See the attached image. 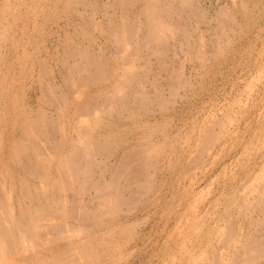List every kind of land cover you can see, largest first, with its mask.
<instances>
[{"label": "bare ground", "instance_id": "6f19581e", "mask_svg": "<svg viewBox=\"0 0 264 264\" xmlns=\"http://www.w3.org/2000/svg\"><path fill=\"white\" fill-rule=\"evenodd\" d=\"M199 1L0 0V264H131L146 238L121 217L152 207L158 174L177 168L185 213L154 246L157 264H264V113L241 140L244 186L214 203L216 188L207 198L194 189L239 138L236 101L192 135L168 130L165 112L203 93L207 66L241 39L224 3L212 13ZM49 24L54 53L43 45Z\"/></svg>", "mask_w": 264, "mask_h": 264}, {"label": "rangeland", "instance_id": "374dc122", "mask_svg": "<svg viewBox=\"0 0 264 264\" xmlns=\"http://www.w3.org/2000/svg\"><path fill=\"white\" fill-rule=\"evenodd\" d=\"M203 2H204V4H203ZM199 3H200V7L203 10H209L210 9L212 13H213L212 10L217 9L218 6H222V3H224L223 4L224 7L227 6L226 9L229 8V12L232 13L230 15V18H231L232 22L236 25V27H237V25H238V27H240L239 29H234L235 26H233V29L235 31H237V35H240L241 39H239V38L237 39L236 38L237 40L234 41L235 44L233 43L232 49L227 52L228 54H227V56L225 58H223L224 60L220 59L219 62H213V63L211 61L212 64L207 66L208 67L207 68L208 71L206 70L207 75L205 74L206 78H204L205 80L203 81L204 82L203 87L205 88V90H204L203 93L199 94L200 97H199V95H196L197 97L196 96L195 97H191V98L189 97V99H190L189 102H186V101L185 102L182 101L181 103L178 102L179 104H176L175 110L173 112H170V113L168 111L165 112V115H166L165 117H166V119H168L169 117L171 118V115H172L171 125L169 126L168 130H170V127H171V130H172L173 133L176 132L178 135L181 133L179 137L181 138V136H182V138H184V137L188 136L190 133L192 135V131L196 129V127H197V125L199 123H201L205 118H207V116L211 112V110L212 111L215 110L216 112L219 111V113H217V114L220 117L221 116L220 112H222L221 111L222 108H227L228 103H232V102L236 101V105H234V108H235L234 110L235 111H234V115L233 116L236 117V115H237L236 118L239 119L238 120L239 123H237L235 125L237 127H234V128L233 127H229V131H230V133L231 132L235 133V137L236 138L239 137V138L238 139L235 138L236 139L235 142H234V140H232V141L228 140L227 143H226V148H225V150H223V152L222 151L219 152V150L217 148L216 153H218V152L219 153L216 154L215 160L213 162L214 165H212V162H211V164L209 166H207L208 169H209L208 170L209 172L207 174L208 177L206 176L205 179L201 178L202 179L201 181L198 180V181H200V185L199 186L198 185L195 186V189H194L196 194H199V193L203 194L207 198V195H206L207 193L206 192H208V190L210 191V190H213L214 188H216V189H214V195L211 197L212 199H210V202L214 203V199H218L219 198V199H222V201H223V195L227 196V195H229V193L231 194V193H233L235 191L238 192L239 189L241 190V188L244 186V184H245V173H243V171L239 172L238 169H237V166L235 165L236 160L240 159L241 155H242L241 154V142H243V141H241V140H245V141L247 140L249 135L252 133L253 127L258 122V120L260 118V115L262 114V112L264 113V108H263L264 107V87L263 86L261 87V85H263V83L262 82L259 83V81H258V79L261 80V76L264 78V75H263L264 74V72H263L264 67H262V66H264V24H263V22H264V0H259V1L258 0H237L236 9H234L235 7H233L232 2L230 0H210V1L209 0H204V1L201 0V1H199ZM240 3L245 7V11L244 10L242 11L238 7V5ZM98 6H100V3H99ZM205 8H207V9H205ZM58 13L62 17V19H61V21L58 22L57 25H59L61 27V26H63L64 20H65V18H64V14L65 13L61 9L59 10ZM234 18H236V19H234ZM70 20H73V19L70 18ZM237 20H238V22H237ZM248 20H249V23H248ZM74 22H75V20H74ZM56 27L57 26L55 24H49L48 27H46L47 28L46 31H48L47 35H46V37H43V40H44L43 45L45 43L46 44V48L48 47L47 50L50 51V52H53L54 48H56V46L59 47V44H60L59 41L56 38V36L58 35ZM255 28H256V30H255ZM252 34H254V35H252ZM258 34H260V35H258ZM60 36H61V34H60ZM261 39H262V41H261ZM60 41H61V39H60ZM249 43H250V45H249ZM257 46H259L261 48H259ZM97 47L98 46H96L95 49H98ZM51 49L53 51H51ZM43 51H44V49H43ZM253 52H254V54H253ZM55 53H57V52H55ZM42 54H44V53H42ZM252 61H254V62H252ZM253 71H255V72H253ZM218 74H219V76H218ZM252 75H253V77H252ZM234 77H235V79H234ZM248 78H249V80H247ZM231 82H232V84H230ZM263 82H264V79H263ZM238 84H239V86H238ZM252 84H253V86H252ZM246 87H251V89H250L251 91L250 90L249 91L251 92L252 95L249 96V97L245 94L246 91H247L245 89ZM258 89L260 91H258ZM224 90H225L226 93L224 92ZM241 90H243L245 92H238V91H241ZM252 91H253V93H252ZM237 93L240 94V95H238ZM257 94H258V96H257ZM232 96L236 97V98H233ZM213 97H214V99H213ZM259 97H260V99H259ZM225 98L227 99V101H226ZM255 98H257V99H255ZM237 101H239V102H237ZM190 102H192V103H190ZM214 105L217 106V107H215ZM198 108H199V110H198ZM200 110H202V111H200ZM193 112H194V115L196 116V118H195L194 115H192ZM216 112H215V115H216ZM157 114L158 113H156V115ZM199 114H200V116H199ZM204 114H205V117H204ZM239 114H241L245 118L243 120L240 119L241 115H239ZM197 116H198V119H197ZM158 117H160V115L156 116V118H158ZM172 120H174V121H172ZM173 122L178 127L175 126L173 124ZM179 123H181V126H180ZM172 126H174V128ZM189 128H191V129L189 130ZM183 130L184 131L186 130L187 132L185 131L186 132L185 133ZM241 130H243V131H241ZM181 131L183 132V134H182ZM241 136H243V137H241ZM235 143H238L239 145L236 146L237 144H235ZM226 151H227V153H226ZM219 154H221V155H219ZM231 159L233 161H231ZM254 163H255V165H254ZM254 163L252 162V160L249 162V164L246 167V169H247V171H245L246 173L250 172V170L252 168H253V172L257 171V170H255V166H257L260 162H259L258 159H256V162H254ZM220 166H221V168L219 169ZM235 166H236V168H234ZM177 170H178V168L176 170H174L175 172L173 171V172H171V174L169 173L168 175H167V173L166 174L162 173L160 176L158 174L156 182H155V184H156L155 195L158 198V201H156L155 204L152 207H151V205H146V207H143L142 209L139 207L128 218L127 217H121L122 221H126V222H127V220H128V222H131V221L134 222V221L137 220L138 221L137 224H140V227H143V228L138 227L139 231H140V234L143 232L142 236L144 238H146L145 239L146 241L142 245V247L144 246L145 249H141V248L139 249L140 251L137 252V254H136L135 258L133 259V261L130 262L131 264L132 263L133 264H136V263L137 264H141L142 262H143L142 264H148L149 261H150L149 264H152V263L153 264L154 263L157 264V259H155V258H158V257H157L156 249H155L154 246H156V243H157L158 247H159L160 244H162L163 235H165L167 232L170 231V229L173 228V226H174L173 223H175L174 219H173L174 216L177 215V214L179 216L181 214H183V216H184V213H185L184 212L185 211L184 210V205L180 204L179 199L182 197L181 191H183V188L185 187V188L188 189L189 185H188V182L181 181L182 183L180 182V185L177 187L176 175L180 171V169L178 171ZM212 170H213L214 173L212 172ZM233 170H234V172H233ZM236 170H237V172H236ZM215 171H217V172L215 173ZM197 174L199 176L198 172L196 173V175ZM209 176H212V179H211V177L209 178ZM166 178H167V180H166ZM216 178H218L217 179V184H216V181H215ZM237 178H238V180H237ZM207 181H209V183ZM213 182H215V185L217 187L214 185ZM185 183H187V184H185ZM204 185H205V187H204ZM208 185H210V186H208ZM211 185H212V187H211ZM207 186L209 188L208 190L205 189ZM226 189H228V191ZM225 194H227V195H225ZM220 195H221V197H220ZM205 205H206L205 206L206 207L205 210H207L206 214L208 215V220H210V223H211L212 219H213V217L210 215L212 209L209 208L207 202H206ZM219 209H220V207H219ZM155 213H157V214H155ZM220 213H221V211L219 212V214ZM139 214H141V215H139ZM204 216H205V214L203 213V214H200L198 217L201 218V217H204ZM154 221H156V222H154ZM142 223H144V224H142ZM148 225H150V226H148ZM151 226H152V228H150ZM151 245L153 246V248H152ZM138 259H140V260L138 261ZM144 262H146V263H144Z\"/></svg>", "mask_w": 264, "mask_h": 264}]
</instances>
